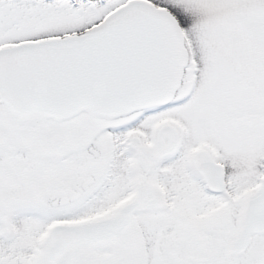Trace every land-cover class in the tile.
Returning <instances> with one entry per match:
<instances>
[{"label":"snow or ice","instance_id":"1","mask_svg":"<svg viewBox=\"0 0 264 264\" xmlns=\"http://www.w3.org/2000/svg\"><path fill=\"white\" fill-rule=\"evenodd\" d=\"M0 264H264V0H0Z\"/></svg>","mask_w":264,"mask_h":264}]
</instances>
